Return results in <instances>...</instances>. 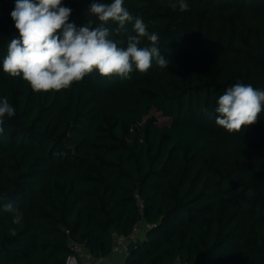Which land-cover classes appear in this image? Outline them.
Segmentation results:
<instances>
[{"label":"trees","instance_id":"1","mask_svg":"<svg viewBox=\"0 0 264 264\" xmlns=\"http://www.w3.org/2000/svg\"><path fill=\"white\" fill-rule=\"evenodd\" d=\"M92 2L63 0L69 22L97 21ZM186 2L124 0L158 34L167 68L35 93L2 70L19 33L16 0H0V98L15 108L0 134V264H65L70 240L106 257L137 224L145 235L120 264H264V112L229 133L214 111L233 84L264 89V0ZM107 26L119 46L135 35Z\"/></svg>","mask_w":264,"mask_h":264},{"label":"clouds","instance_id":"2","mask_svg":"<svg viewBox=\"0 0 264 264\" xmlns=\"http://www.w3.org/2000/svg\"><path fill=\"white\" fill-rule=\"evenodd\" d=\"M179 7L181 11L189 9L186 0H179ZM87 11L98 23L90 20L77 26L69 22L72 9L64 6L63 0H16L10 15L19 36L7 45L3 72L22 78L35 93H49L70 89L93 72L130 79L134 70L146 73L153 63L167 68L170 61L161 55L158 34L149 32L143 19L124 7V0H93ZM110 22L116 24L117 33L132 25L135 35H128L126 47L110 38ZM142 39L150 42L149 46H140ZM214 111L218 126L239 133L259 121L264 112V89L233 84L219 97ZM14 115L8 99L0 98V134L4 118ZM3 211L11 214L13 225L22 223L23 213L12 203L5 204ZM9 233L16 235V229Z\"/></svg>","mask_w":264,"mask_h":264},{"label":"built area","instance_id":"3","mask_svg":"<svg viewBox=\"0 0 264 264\" xmlns=\"http://www.w3.org/2000/svg\"><path fill=\"white\" fill-rule=\"evenodd\" d=\"M140 205H143L139 201ZM141 225L137 224L130 235L115 234L113 252L124 254L126 257L130 254L131 248L140 239ZM71 251L65 259V264H84V261L90 257L89 250L79 242L70 240Z\"/></svg>","mask_w":264,"mask_h":264},{"label":"crops","instance_id":"4","mask_svg":"<svg viewBox=\"0 0 264 264\" xmlns=\"http://www.w3.org/2000/svg\"><path fill=\"white\" fill-rule=\"evenodd\" d=\"M144 235V232H140V238H143ZM124 259V254L115 252L111 253L109 256L99 258L90 254V257L84 261V264H120Z\"/></svg>","mask_w":264,"mask_h":264},{"label":"rangeland","instance_id":"5","mask_svg":"<svg viewBox=\"0 0 264 264\" xmlns=\"http://www.w3.org/2000/svg\"><path fill=\"white\" fill-rule=\"evenodd\" d=\"M151 115L156 116V117L158 118V121H159L160 123L165 124V123H170V122H171V118H170V117H166V116H164L160 111H158V110H156V109H153V110L150 112L149 116H151ZM142 234H143V233H142ZM139 235H140V234H139Z\"/></svg>","mask_w":264,"mask_h":264}]
</instances>
